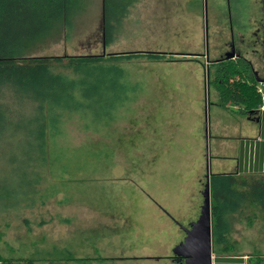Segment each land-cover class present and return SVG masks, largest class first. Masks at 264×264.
<instances>
[{
	"label": "rangeland",
	"instance_id": "rangeland-1",
	"mask_svg": "<svg viewBox=\"0 0 264 264\" xmlns=\"http://www.w3.org/2000/svg\"><path fill=\"white\" fill-rule=\"evenodd\" d=\"M100 7V0H86L65 38L34 55L166 56L77 66L70 77L86 108L62 117L51 156L14 158L18 147L6 153L0 139L1 259L174 264L172 249L199 215L206 160L211 174L219 161L235 166L230 139L225 143L213 126L225 127L226 136L237 120L216 106L212 90L205 95L206 67L215 73L230 42L250 63V84L261 96L258 111L243 116L264 109V0H134L106 47ZM222 217L228 232L216 248L211 240L212 264L218 257L264 264V204L237 199Z\"/></svg>",
	"mask_w": 264,
	"mask_h": 264
},
{
	"label": "trees",
	"instance_id": "trees-1",
	"mask_svg": "<svg viewBox=\"0 0 264 264\" xmlns=\"http://www.w3.org/2000/svg\"><path fill=\"white\" fill-rule=\"evenodd\" d=\"M133 1L100 0L103 47L119 34ZM85 3L86 0H0V139L4 149L1 150L6 153L13 145L18 147L19 153L13 155L14 158L21 153L23 157L33 159L51 156L55 140L62 136V117L70 118L73 113L78 114L74 110L86 108V104L75 95L76 86L70 77L77 66H96L102 63V59L119 61L129 59L130 55L150 60L165 55L161 52L63 57L34 55L40 47L65 38L71 21ZM173 55L170 61H182ZM215 64L212 75L206 67L205 86L215 93L217 105L224 109L232 106L240 115L256 113L261 96L250 84L256 80L250 63L236 55L234 59ZM86 114L79 116L83 118ZM9 159L12 160L10 156ZM238 178V174L233 173L210 174L209 177L211 240L215 248L228 232L222 213L230 211L235 200L264 204V174ZM238 186L247 190H238ZM92 260L87 258L77 262L104 263V258ZM22 262L20 259L0 258V264ZM26 262L32 264L33 261Z\"/></svg>",
	"mask_w": 264,
	"mask_h": 264
},
{
	"label": "crops",
	"instance_id": "crops-1",
	"mask_svg": "<svg viewBox=\"0 0 264 264\" xmlns=\"http://www.w3.org/2000/svg\"><path fill=\"white\" fill-rule=\"evenodd\" d=\"M236 52V51H235ZM237 55V54H236ZM261 80L258 79V82ZM264 82V80H262ZM208 88L205 86V95L208 97ZM216 96V95H215ZM207 100V99H206ZM208 103V101H207ZM209 105V104H208ZM220 110L224 113L228 112L231 114L232 118H235L237 122L231 125L229 128V135L225 136V127L224 129H216L215 126L214 132L215 135H220L221 138L227 139L225 143L231 142L233 146V158L235 166L232 169H228L225 167L222 161L216 163L218 170L216 173H228L231 171H235L236 174H264V109L259 111L256 115L252 118H246L243 115H236L232 112H229L226 109L219 107L216 105ZM231 107V110H236V108ZM229 114V115H230ZM213 125V123H212ZM223 134V136L221 135ZM219 138V139H221ZM227 141V142H226ZM218 155L222 156L225 153H218ZM229 154V153H227ZM210 168V166H209ZM178 168H173L171 171L173 173V177L175 176L182 181L180 175L174 174ZM226 170V171H225ZM205 173H206V165H205ZM205 178V176H204ZM181 184V183H179ZM181 190H179L178 195H180ZM189 228V227H188ZM146 236L149 234H145ZM184 237V236H183ZM219 264H243L244 261L241 257H225V258H216ZM215 259V260H216Z\"/></svg>",
	"mask_w": 264,
	"mask_h": 264
},
{
	"label": "water",
	"instance_id": "water-1",
	"mask_svg": "<svg viewBox=\"0 0 264 264\" xmlns=\"http://www.w3.org/2000/svg\"><path fill=\"white\" fill-rule=\"evenodd\" d=\"M206 34V23H205ZM236 56L233 44H230L229 51L224 59H231ZM205 77L208 78L206 71ZM209 162L206 160V173L203 191L201 192L202 204L198 218L184 230V237L173 249L174 257L180 259L183 264H212L211 260V207H210V177Z\"/></svg>",
	"mask_w": 264,
	"mask_h": 264
},
{
	"label": "flooded vegetation",
	"instance_id": "flooded-vegetation-1",
	"mask_svg": "<svg viewBox=\"0 0 264 264\" xmlns=\"http://www.w3.org/2000/svg\"><path fill=\"white\" fill-rule=\"evenodd\" d=\"M230 44H231V42L228 44V50H226L222 55H220L221 57L220 58H218L216 61V63H219L220 61H222V60H224V55L229 51V49H230ZM235 54H236V52H235ZM173 255V254H172ZM171 260H172V262L174 263V264H177V263H179L180 264V259L179 258H177V257H172L171 258ZM181 264H183V263H181Z\"/></svg>",
	"mask_w": 264,
	"mask_h": 264
},
{
	"label": "built area",
	"instance_id": "built-area-1",
	"mask_svg": "<svg viewBox=\"0 0 264 264\" xmlns=\"http://www.w3.org/2000/svg\"><path fill=\"white\" fill-rule=\"evenodd\" d=\"M262 101L264 102V93L262 94Z\"/></svg>",
	"mask_w": 264,
	"mask_h": 264
}]
</instances>
